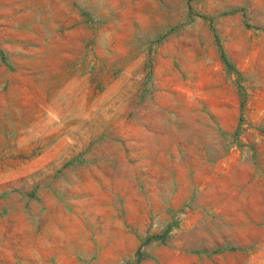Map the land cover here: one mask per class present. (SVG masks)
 I'll use <instances>...</instances> for the list:
<instances>
[{
    "label": "rangeland",
    "instance_id": "1",
    "mask_svg": "<svg viewBox=\"0 0 264 264\" xmlns=\"http://www.w3.org/2000/svg\"><path fill=\"white\" fill-rule=\"evenodd\" d=\"M0 264H264V0H0Z\"/></svg>",
    "mask_w": 264,
    "mask_h": 264
},
{
    "label": "trees",
    "instance_id": "2",
    "mask_svg": "<svg viewBox=\"0 0 264 264\" xmlns=\"http://www.w3.org/2000/svg\"><path fill=\"white\" fill-rule=\"evenodd\" d=\"M216 42H217V44H218V51H219V56H220L221 61L226 65V67H227L228 69H230V68H231V65H230V63L228 62V60H227V58H226V56H225V53H224V51H223V49H222V47H221V44H220V42L218 41L217 38H216Z\"/></svg>",
    "mask_w": 264,
    "mask_h": 264
}]
</instances>
